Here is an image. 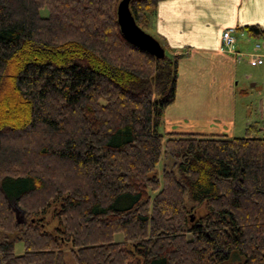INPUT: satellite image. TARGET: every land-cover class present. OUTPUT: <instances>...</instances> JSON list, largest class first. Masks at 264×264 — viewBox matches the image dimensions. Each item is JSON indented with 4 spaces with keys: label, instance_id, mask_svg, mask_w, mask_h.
Returning a JSON list of instances; mask_svg holds the SVG:
<instances>
[{
    "label": "trees",
    "instance_id": "obj_1",
    "mask_svg": "<svg viewBox=\"0 0 264 264\" xmlns=\"http://www.w3.org/2000/svg\"><path fill=\"white\" fill-rule=\"evenodd\" d=\"M157 1H128L144 31ZM118 2L0 0V264H264V137L160 133L179 55Z\"/></svg>",
    "mask_w": 264,
    "mask_h": 264
},
{
    "label": "crops",
    "instance_id": "obj_2",
    "mask_svg": "<svg viewBox=\"0 0 264 264\" xmlns=\"http://www.w3.org/2000/svg\"><path fill=\"white\" fill-rule=\"evenodd\" d=\"M249 25L264 28V0L156 2L152 25L146 32L162 48L167 47L172 54L179 55L175 97L163 112V129L167 132L221 134L220 125L231 124L234 117L233 79L243 57L240 51H246L248 43L246 38L243 39L246 35L237 28ZM226 28H234V37L245 43L235 44L240 55L220 48V33ZM248 62L258 65L251 59ZM209 92L212 94L208 98Z\"/></svg>",
    "mask_w": 264,
    "mask_h": 264
},
{
    "label": "rangeland",
    "instance_id": "obj_3",
    "mask_svg": "<svg viewBox=\"0 0 264 264\" xmlns=\"http://www.w3.org/2000/svg\"><path fill=\"white\" fill-rule=\"evenodd\" d=\"M244 38L248 40V43H246L247 50L243 52L239 50L243 54V57H241L237 64V70L233 79V86L235 87L232 102L234 117L230 125H220V131L221 134L231 135L228 137H242L245 134V127L248 124L254 123L256 126L254 134L259 137H264V45L259 39L243 36V39ZM238 39L239 37L234 38V44H245L242 39L239 41ZM256 44H258L257 48L255 47ZM250 54L257 55L261 63L258 65H250L248 62L250 60ZM211 94L212 92H209L208 98ZM158 130L160 133L167 132L166 129L162 128V125L159 126ZM173 162L172 157L163 147V151L155 167L157 176L160 177L162 170L173 168ZM10 206L14 212V204L11 203ZM200 213H202V210L195 213L192 212L191 216H193V220L196 216L200 215ZM16 215L21 219V222L27 219L24 214L21 215L20 211L16 212ZM68 250L69 247L67 245L64 247V252H67L64 255V260L66 264H73ZM13 251L15 254H20L23 251V244L20 240H16L13 243Z\"/></svg>",
    "mask_w": 264,
    "mask_h": 264
},
{
    "label": "water",
    "instance_id": "obj_4",
    "mask_svg": "<svg viewBox=\"0 0 264 264\" xmlns=\"http://www.w3.org/2000/svg\"><path fill=\"white\" fill-rule=\"evenodd\" d=\"M128 1L129 0H119L116 5V22L120 33L125 39L138 47L147 50L156 58L163 57V48L158 41L138 27L134 22V19L128 9ZM14 212L15 224L20 223L21 219L16 215V212H19V210L14 208Z\"/></svg>",
    "mask_w": 264,
    "mask_h": 264
},
{
    "label": "built area",
    "instance_id": "obj_5",
    "mask_svg": "<svg viewBox=\"0 0 264 264\" xmlns=\"http://www.w3.org/2000/svg\"><path fill=\"white\" fill-rule=\"evenodd\" d=\"M234 38V28H226L222 30L220 33V48L224 51L240 55L238 52H236V48L234 47ZM255 47L257 48L258 44H256ZM249 58L257 64L260 63L259 57H257L255 54H250Z\"/></svg>",
    "mask_w": 264,
    "mask_h": 264
},
{
    "label": "bare ground",
    "instance_id": "obj_6",
    "mask_svg": "<svg viewBox=\"0 0 264 264\" xmlns=\"http://www.w3.org/2000/svg\"><path fill=\"white\" fill-rule=\"evenodd\" d=\"M244 59V58H243Z\"/></svg>",
    "mask_w": 264,
    "mask_h": 264
}]
</instances>
